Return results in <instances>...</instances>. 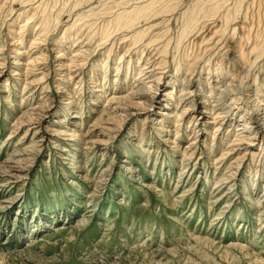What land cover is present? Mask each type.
Instances as JSON below:
<instances>
[{
  "label": "rangeland",
  "instance_id": "rangeland-1",
  "mask_svg": "<svg viewBox=\"0 0 264 264\" xmlns=\"http://www.w3.org/2000/svg\"><path fill=\"white\" fill-rule=\"evenodd\" d=\"M263 116L264 0H0V264H264Z\"/></svg>",
  "mask_w": 264,
  "mask_h": 264
},
{
  "label": "bare ground",
  "instance_id": "bare-ground-1",
  "mask_svg": "<svg viewBox=\"0 0 264 264\" xmlns=\"http://www.w3.org/2000/svg\"><path fill=\"white\" fill-rule=\"evenodd\" d=\"M211 30V29H210ZM200 31V30H199ZM198 31V32H199ZM203 31H205V30H203ZM209 31V30H208ZM212 33H214V31L212 32ZM200 33H198L195 37H198V36H200L199 35ZM204 34V33H203ZM210 34V33H209ZM205 35V34H204ZM212 36V35H211ZM213 36H215L214 34H213ZM212 36V37H213ZM201 38H203V37H201ZM204 39V38H203ZM208 39V38H207ZM212 40V39H211ZM202 41V40H201ZM12 43V42H11ZM32 43H38L37 41H33ZM205 43V45H206V47H208V49L211 47H213V45L215 44V43H217V42H214V41H210L209 40V42L207 41V42H204ZM213 43V44H212ZM204 45V46H205ZM33 46V45H32ZM199 47V46H198ZM205 48V47H204ZM210 50V49H209ZM35 59V58H34ZM195 59V58H194ZM33 60V59H32ZM35 62V61H34ZM13 63L15 64V63H20V62H17L16 60H14L13 61ZM28 63H31V60H29L28 61ZM28 84H31L30 82H28ZM218 84V83H217ZM27 85H25V87H26ZM224 91H226V88H222L221 89V91L219 92V95L221 94V93H223ZM190 95H192V94H190ZM187 100V99H186ZM206 101V100H205ZM205 101L204 100H200V102L198 101V102H194V103H192L193 104V108L192 109H195V108H199V107H201V105H203V103L206 105L205 107H204V112L205 113H213V118L214 117H216V115H217V113H215L214 114V107H210L208 104H206L205 103ZM187 102H189V100L187 101ZM241 116V115H240ZM262 118H264V116L262 117ZM197 119V118H196ZM239 119H243V122H242V128H243V131H249L250 129H249V127H248V120H244V118H239ZM261 119V118H260ZM247 134H250V133H246V134H244V135H247ZM245 137H248V136H245ZM245 139H247V138H245ZM240 140H244V139H241L240 138Z\"/></svg>",
  "mask_w": 264,
  "mask_h": 264
}]
</instances>
